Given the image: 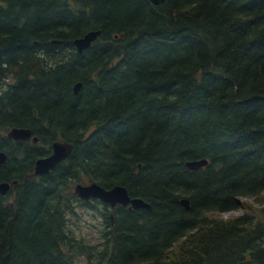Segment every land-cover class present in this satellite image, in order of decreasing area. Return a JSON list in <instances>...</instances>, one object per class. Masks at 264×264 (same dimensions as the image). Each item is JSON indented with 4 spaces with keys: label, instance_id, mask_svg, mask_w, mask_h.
I'll list each match as a JSON object with an SVG mask.
<instances>
[{
    "label": "trees",
    "instance_id": "obj_1",
    "mask_svg": "<svg viewBox=\"0 0 264 264\" xmlns=\"http://www.w3.org/2000/svg\"><path fill=\"white\" fill-rule=\"evenodd\" d=\"M0 47V264H264V0H0ZM90 182L148 206L74 194Z\"/></svg>",
    "mask_w": 264,
    "mask_h": 264
},
{
    "label": "water",
    "instance_id": "obj_2",
    "mask_svg": "<svg viewBox=\"0 0 264 264\" xmlns=\"http://www.w3.org/2000/svg\"><path fill=\"white\" fill-rule=\"evenodd\" d=\"M153 4H158L163 0H150ZM100 30H91L86 32L80 37L74 39L73 43L77 51L81 53L84 49L90 47L91 43L98 38ZM1 54V47H0ZM81 87L80 82H76L73 85V93L77 94ZM7 136L14 140H32V143H36L38 138L32 136V132L29 128L23 127H12L8 132ZM73 150L72 143L66 141H54L52 143L51 152L46 155L39 157L35 160L34 171L28 174V177H34L36 175H43L48 173L55 165L66 159ZM7 160V155L5 152L0 150V163H5ZM205 158L198 160H190L185 163L186 167L190 170H194L198 167L205 166L207 164ZM17 180L12 182H0V194H5L12 185L16 184ZM73 192L76 196L84 201L90 199H99L100 201L107 203L110 207H115L117 204L122 206H129V208H140L147 207L148 204L139 197H131L128 194L127 189L122 185H115L110 188H104L101 185L90 182L86 184L77 183L74 186ZM180 203L185 207H189V201L186 197L181 198Z\"/></svg>",
    "mask_w": 264,
    "mask_h": 264
},
{
    "label": "rangeland",
    "instance_id": "obj_3",
    "mask_svg": "<svg viewBox=\"0 0 264 264\" xmlns=\"http://www.w3.org/2000/svg\"><path fill=\"white\" fill-rule=\"evenodd\" d=\"M249 201L252 202V200ZM263 204L264 201L261 204L254 203L255 208L253 214L255 217L264 218V214L258 210V208H260V206H262ZM242 213L243 211L240 210L232 213H225L221 216L227 218L229 216H234ZM71 221L73 222L72 226L77 234L83 236L91 243L97 241L99 234L98 230L101 227V219L98 214H95L93 211L90 210H81L79 216L72 218Z\"/></svg>",
    "mask_w": 264,
    "mask_h": 264
},
{
    "label": "flooded vegetation",
    "instance_id": "obj_4",
    "mask_svg": "<svg viewBox=\"0 0 264 264\" xmlns=\"http://www.w3.org/2000/svg\"><path fill=\"white\" fill-rule=\"evenodd\" d=\"M2 89V87H0V90ZM31 139V138H30ZM27 140V139H26Z\"/></svg>",
    "mask_w": 264,
    "mask_h": 264
}]
</instances>
